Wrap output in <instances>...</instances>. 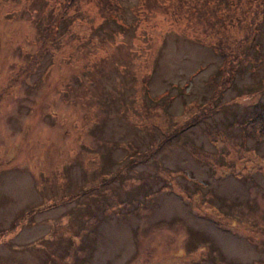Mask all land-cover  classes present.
I'll return each instance as SVG.
<instances>
[{
    "label": "rangeland",
    "instance_id": "rangeland-1",
    "mask_svg": "<svg viewBox=\"0 0 264 264\" xmlns=\"http://www.w3.org/2000/svg\"><path fill=\"white\" fill-rule=\"evenodd\" d=\"M63 1L0 0V264H264V0Z\"/></svg>",
    "mask_w": 264,
    "mask_h": 264
},
{
    "label": "trees",
    "instance_id": "trees-1",
    "mask_svg": "<svg viewBox=\"0 0 264 264\" xmlns=\"http://www.w3.org/2000/svg\"><path fill=\"white\" fill-rule=\"evenodd\" d=\"M80 1L81 0H64L60 6L61 9L64 11H65V7L71 10L72 9L78 10ZM86 1L93 3V6L96 9H98L101 17H106L109 14L108 12L110 11V9L107 0H86ZM248 1L250 0H205L203 2L204 5H208V4L210 5L206 7L198 8L197 10H193L192 13L196 16V20L199 23H202V26H204L205 29L206 27L207 28L213 27L216 24L221 26L225 21H229L231 19V16L235 15V13L241 9L243 3ZM94 2H96L97 5H95ZM145 6L148 7V9H153V7L161 9L164 8L165 6L167 7V4H164L163 0H159V1L145 0ZM114 9H116V7H114ZM262 17L264 18V16ZM254 24H256V22H254L253 25ZM258 29L259 27L252 30L257 34ZM229 49H230V45H228V47L222 48L221 50L217 48L218 52L220 51L221 54H223L224 58L226 57L233 58L230 54L226 55V53L229 52ZM231 62L232 60L230 62L224 61L222 65L219 67V69L216 71V73L212 77L211 76L209 77L207 84L209 87H212L211 89L212 96L214 94L216 95L218 89H219V93H221L224 91L225 88L229 89L230 86L233 84L232 80L234 81L235 79L234 76L237 73V71L233 66L230 65ZM215 80L218 83L217 86L214 85ZM221 86L222 88H220ZM258 117L260 118V116Z\"/></svg>",
    "mask_w": 264,
    "mask_h": 264
}]
</instances>
